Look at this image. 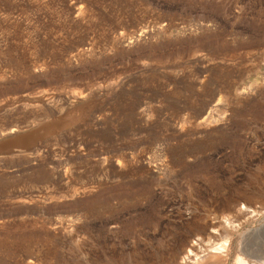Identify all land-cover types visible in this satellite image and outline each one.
I'll return each instance as SVG.
<instances>
[{
  "label": "rangeland",
  "instance_id": "1",
  "mask_svg": "<svg viewBox=\"0 0 264 264\" xmlns=\"http://www.w3.org/2000/svg\"><path fill=\"white\" fill-rule=\"evenodd\" d=\"M236 257L264 260V0H0V264Z\"/></svg>",
  "mask_w": 264,
  "mask_h": 264
},
{
  "label": "bare ground",
  "instance_id": "2",
  "mask_svg": "<svg viewBox=\"0 0 264 264\" xmlns=\"http://www.w3.org/2000/svg\"><path fill=\"white\" fill-rule=\"evenodd\" d=\"M256 81H257V79H255V80H253L252 81V83L253 82H255V84H256ZM251 83V84H252ZM241 92H243V93H245V91H241ZM242 94V93H241ZM71 116V115H70ZM72 116H73V114H72ZM60 124V122H49V124L46 126L45 125V128H44V126H43V130H44V132H47V129L48 130H52V129H54L56 126H58ZM35 133V132H34ZM37 134V133H36ZM6 135V134H5ZM30 135V134H29ZM35 135V134H34ZM38 135V134H37ZM32 138V137H31ZM34 138V137H33ZM31 142V140H30V137H28V135H27V138H22V137H20V138H17V139H15V140H12V141H9L6 145H5V143H4V145H5V147L6 148H10V147H13V146H17V145H21V144H25L26 142ZM3 144H2V147L4 146ZM226 244V243H225ZM224 247V252L223 253H227V246H223ZM225 256L224 257H226L227 256V254H224ZM212 258V257H211ZM221 258H223V256L222 257H217V260L218 259H221ZM191 259V258H190ZM195 262H197V260H195ZM194 262V263H195ZM202 263V261H200V262H197V263H195V264H201ZM235 264H248L244 259H242V258H240V257H236V260H235ZM251 264H264V260L263 261H260L259 263H251Z\"/></svg>",
  "mask_w": 264,
  "mask_h": 264
}]
</instances>
